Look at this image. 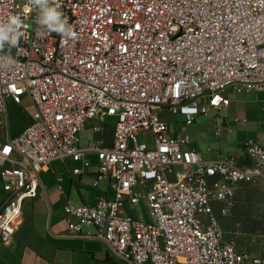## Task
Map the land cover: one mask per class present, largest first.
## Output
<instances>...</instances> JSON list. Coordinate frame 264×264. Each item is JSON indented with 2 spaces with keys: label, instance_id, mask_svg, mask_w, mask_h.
<instances>
[{
  "label": "built area",
  "instance_id": "built-area-1",
  "mask_svg": "<svg viewBox=\"0 0 264 264\" xmlns=\"http://www.w3.org/2000/svg\"><path fill=\"white\" fill-rule=\"evenodd\" d=\"M75 35L38 23L29 0H0V21H23L18 45L0 50V251L14 244L24 202L37 198L42 171L56 160L98 158L94 186L112 198L65 206L68 234L101 239L131 264H264L260 251L228 240L219 215L237 191L264 181V145L244 142V158L204 160L188 147L186 124L230 106V89L264 91V0H54ZM10 55L15 61L6 65ZM28 96L32 121L10 136L8 102ZM116 123L112 143L82 139L89 122ZM226 131L217 126L216 136ZM147 208L132 215L129 208ZM96 234L83 233V226ZM1 261V256H0Z\"/></svg>",
  "mask_w": 264,
  "mask_h": 264
},
{
  "label": "crops",
  "instance_id": "crops-1",
  "mask_svg": "<svg viewBox=\"0 0 264 264\" xmlns=\"http://www.w3.org/2000/svg\"><path fill=\"white\" fill-rule=\"evenodd\" d=\"M228 94L231 103L228 108L219 111L222 115L198 116L194 122L196 127L189 134L191 142L188 147L201 152L207 162L228 156L244 158V142L248 139L264 145V91L237 92L230 89ZM23 104L24 97L21 104L8 102L13 112L10 119L11 137L19 134L32 121L33 106L25 109ZM13 123L16 127L12 131ZM115 123L116 119L110 118L104 130L95 133L92 129L95 122H89L88 129L83 132L89 133L85 139L105 140L111 144ZM194 123L184 122L187 126ZM220 125L226 131L217 138L216 128ZM169 128L171 131L170 123ZM184 133L186 131L174 130L173 134ZM90 160L91 165L85 172L78 171L82 168V162L71 158L53 161L44 168L41 193L37 198L24 202L25 219L22 228L14 244L1 249L0 264H131L112 256L99 238L73 237L68 234L65 206L69 202L75 205H94L100 197H113L108 180H101L94 186L99 161L94 154L90 155ZM5 199L0 180V207ZM96 231L94 226H83V233L94 235Z\"/></svg>",
  "mask_w": 264,
  "mask_h": 264
},
{
  "label": "rangeland",
  "instance_id": "rangeland-1",
  "mask_svg": "<svg viewBox=\"0 0 264 264\" xmlns=\"http://www.w3.org/2000/svg\"><path fill=\"white\" fill-rule=\"evenodd\" d=\"M33 106L29 97L24 96L23 107ZM12 111L9 109V119H11ZM219 114V112L217 113ZM222 115L221 113L219 116ZM109 121V120H108ZM183 117L176 116L170 120L171 131L176 132L186 131L190 134L194 131L196 124L187 126L184 124ZM12 131L15 129V124L11 125ZM89 133H83L84 140ZM18 135V134H17ZM16 136V135H15ZM2 131H0V140L5 139ZM14 137V136H13ZM129 212L134 216L143 214L147 217V208L142 202L139 209L129 208ZM222 228L228 240L236 242L239 248L260 251L264 241V181H259L255 184L242 186L236 194V205L227 215H219Z\"/></svg>",
  "mask_w": 264,
  "mask_h": 264
},
{
  "label": "clouds",
  "instance_id": "clouds-1",
  "mask_svg": "<svg viewBox=\"0 0 264 264\" xmlns=\"http://www.w3.org/2000/svg\"><path fill=\"white\" fill-rule=\"evenodd\" d=\"M29 3L39 9L38 23L45 31H54L64 38L75 35L68 20L62 16L56 6H53L54 0H29ZM22 26L23 21L18 15H11L6 21H0V50L4 49L6 43L10 47L18 45L19 39L23 35ZM3 62L6 65H11L15 61L8 55Z\"/></svg>",
  "mask_w": 264,
  "mask_h": 264
}]
</instances>
